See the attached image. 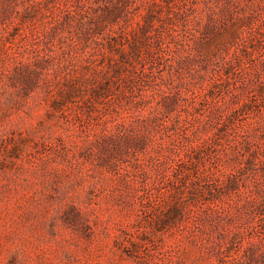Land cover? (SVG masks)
<instances>
[{"label":"trees","instance_id":"trees-1","mask_svg":"<svg viewBox=\"0 0 264 264\" xmlns=\"http://www.w3.org/2000/svg\"><path fill=\"white\" fill-rule=\"evenodd\" d=\"M15 1L0 0V26L11 36L0 35V53L16 47L28 56L20 50L12 68L0 60V88L42 91L53 113L75 109L84 121L126 114L91 154L116 172L124 157L156 164L155 186L146 189L149 203L154 189L164 196L156 229L178 227L196 239L209 236L207 225L221 226L214 240L220 261L264 263V229L247 239L228 223L235 211L264 206V175L242 193L235 165V155L247 153L252 166L264 168L261 127L229 130L239 113L251 117L249 94L262 83L264 51L253 56L249 47H264V0H23L26 9L14 19L8 13ZM245 56L250 65L240 74ZM124 99L133 106L124 107ZM211 128L218 132L203 137ZM202 182L210 197L199 208L178 201Z\"/></svg>","mask_w":264,"mask_h":264},{"label":"rangeland","instance_id":"rangeland-1","mask_svg":"<svg viewBox=\"0 0 264 264\" xmlns=\"http://www.w3.org/2000/svg\"><path fill=\"white\" fill-rule=\"evenodd\" d=\"M15 3L8 16L18 19V10L27 4ZM0 35L11 39L1 26ZM12 40L16 43L20 37ZM15 48L0 53L7 67L12 68L18 57L28 56ZM249 50L255 56L264 47L255 43ZM242 64L240 74L250 65L246 56ZM159 74L156 71L157 82L162 81ZM186 74L191 78V73ZM202 74L207 78L211 69ZM196 80L206 85L198 75ZM261 81L254 83L255 90L249 94L251 117L248 110L239 113L234 129L229 130L231 134L236 128L253 130L259 123L261 132L257 133L264 143V72ZM143 85H132V90L137 92ZM123 105L133 106L125 99ZM75 111L53 113L50 98L42 91L26 96L12 87L0 88V264H231L220 261L214 245L224 233L221 226L207 225L209 236L196 239L178 227L156 229L166 206L157 189L150 203L146 195V189L155 186V163L143 156L139 160L124 157L117 162L116 172L101 163L97 153L91 154L101 135L115 131L126 114L84 121L75 118ZM217 132L211 128L202 136ZM161 136L167 139L164 133ZM235 156L240 189L248 193L259 184L264 168L252 166L247 153ZM203 184L185 189L178 201L199 208L203 198L210 197L209 186ZM260 208L235 211L229 225L241 228L247 239L256 237L264 229V206ZM227 221L221 222L228 225Z\"/></svg>","mask_w":264,"mask_h":264}]
</instances>
